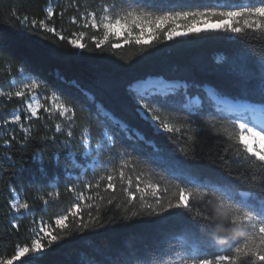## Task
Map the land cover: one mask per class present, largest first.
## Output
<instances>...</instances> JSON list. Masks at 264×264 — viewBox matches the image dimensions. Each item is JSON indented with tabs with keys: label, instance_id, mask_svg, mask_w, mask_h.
Instances as JSON below:
<instances>
[{
	"label": "trees",
	"instance_id": "trees-1",
	"mask_svg": "<svg viewBox=\"0 0 264 264\" xmlns=\"http://www.w3.org/2000/svg\"><path fill=\"white\" fill-rule=\"evenodd\" d=\"M53 1L69 2L72 8L62 16V7L56 8L53 18L47 21V7ZM157 2L166 6L167 10H187L244 5L248 0ZM100 3L101 0H0V70L6 71L0 74V84H5V80L11 76H18L20 69L31 73L41 80L47 95L55 92L66 105L75 108L77 125L74 138L56 133L55 124L60 116L46 113L44 109H48L49 101L44 100L37 117L27 120L23 114L28 133L16 129L13 136L0 138V259L11 258L19 247L31 245L26 222L19 221L18 231L9 224L10 220L15 219L8 208L11 199L9 188H15L20 198L36 209L38 216L50 222L54 236L58 237L51 244L45 242L42 253L22 259L18 264H131L134 259L135 264H144V254L148 255L152 264H159L162 252L171 253L163 257L165 264L169 259L180 264L181 254L188 245L200 246L202 243L199 235L194 236L190 232L193 228L191 214H171L170 210L161 215H149L141 207L144 201L139 199L140 193L133 202L134 207L128 204L126 193L119 183L121 169L126 177L133 178L134 183L135 176L139 175L151 184H160L161 190L157 195L165 205L170 200L175 201L179 187L197 191L202 203L212 199L214 205L213 189L203 187L205 183L215 185L219 182L228 186L236 194V200L231 202L233 204L248 196L254 199L258 197L259 185L264 183V170L246 157L235 155L237 141L230 124L233 114L218 109L205 89L210 86L219 97L252 102L238 85L244 83L249 71L256 73L258 78L259 62L250 60L247 67L242 68L234 61L237 50L243 47L251 49L253 58L264 52L259 33L255 37L249 36L248 45L234 38L229 39L230 34L227 33H201L196 37H177L175 41L161 42L157 39L152 41L150 47L110 38L101 50L95 47V42L103 39V32L78 27L69 20L77 14V6L96 8ZM25 15L30 19H43L57 30L62 29L69 40L74 31L85 30V49L71 46L68 40H60L38 25L22 26L19 20ZM117 44L119 47H114ZM149 77H164L187 84L186 88L180 87L167 95L155 93L149 98L142 95L144 100L150 101L153 114L159 115L163 123L183 130L196 119L189 116L192 111H202L206 119L212 118L208 113L222 112V115L214 117L222 139L216 138L215 130L211 136L201 132L202 150L198 149L193 154L190 142L186 138L181 139V134L158 131L143 119L132 108L141 95L134 90L129 92L127 85ZM194 96L200 97V104L184 108L188 97ZM98 104L119 119V124H124L126 131L117 133L114 127H109L105 122L108 115L105 117ZM18 106L24 109V102L20 98L13 97L7 101L0 95V113L1 110L9 111ZM85 127L90 130L94 144L99 142L102 130L106 128L121 146V151L126 150L127 154L116 157L113 163H106L112 158L106 146L100 155L101 165L93 172H85V181H82L83 175L75 167V160L84 161L80 137ZM53 136L55 143L52 142ZM129 136L131 141L127 139ZM6 139H11L10 145L3 143ZM66 140L71 144V152L65 147ZM229 141L230 145L227 143ZM133 144L138 146L135 151ZM225 147L230 148L231 158L226 157L222 161L218 154L223 155ZM181 148L188 151V156L181 152ZM157 156L170 157L183 165L187 182L173 179L163 165L149 161V158ZM109 174L117 182L115 196L120 204L118 209L107 204L113 195L111 190L105 191L107 181H100L99 188L96 187L100 176ZM250 177H255V180ZM88 183L93 185L92 189L87 188ZM164 188L168 189L166 193L162 191ZM80 189L86 194L80 210L85 220L88 219V211L95 215L99 206L101 214L108 209L120 213L116 222L99 228L77 230L76 223L69 215L65 222L67 230L60 229L54 219L58 215L68 214L67 209L76 203L75 197ZM143 195L145 201L156 208L152 193L145 191ZM89 204L92 205L91 209L88 208ZM131 211L139 214L131 217ZM156 211L160 209L156 208ZM213 239L216 238L213 236ZM237 240L242 242V238ZM206 250L209 253L227 254V251L220 253L218 248L211 245Z\"/></svg>",
	"mask_w": 264,
	"mask_h": 264
},
{
	"label": "snow or ice",
	"instance_id": "snow-or-ice-1",
	"mask_svg": "<svg viewBox=\"0 0 264 264\" xmlns=\"http://www.w3.org/2000/svg\"><path fill=\"white\" fill-rule=\"evenodd\" d=\"M79 10V6H77L78 13ZM53 15L52 8H48L47 16L51 18ZM62 15L63 13H61ZM80 18L85 21V27L90 26L92 29L103 32V39L95 42V47L101 50L102 45L108 41L109 36L122 38L126 44L134 41L138 45L150 47L153 40L158 39L161 42L175 41L177 37H196L201 33H227L230 34L229 39L234 38L242 44L248 45L249 36L255 37L259 33V40L264 43V0H248V3L244 5L194 7L187 10H175V8L167 10L166 6L159 4L157 0H101L98 10L94 8L89 11L88 8H85ZM72 19L75 22L76 17ZM19 23L22 26L35 27L38 25L41 29L54 34L58 39L68 40L71 46L78 49H85L86 47L84 43L80 42V39L73 38L69 40L68 37L57 31L56 27H49L43 19H30L29 16L25 15L19 20ZM180 29H183V31ZM79 36L82 38L84 33L81 32ZM114 47H119V45H114ZM250 60L253 63L259 62L258 78L256 73L249 71L246 73L244 83L238 86L241 87L245 96L252 100V103H231L224 100L225 108L222 112L226 111L233 114L230 124L232 129L235 130L234 138L237 141L238 150L235 155L246 157L249 161L254 162L258 168L264 170V52L253 58L250 48L243 47L237 50L235 63L240 64L242 68H246ZM141 83L143 82L137 81L127 85L128 91L131 92ZM37 87L36 80H32L31 83L24 84L20 90L14 93L15 97L20 98L21 101L28 98L36 101L35 104L28 103L26 105L27 109L30 110L25 117L27 120L37 117L38 110L42 107L39 100L36 99L34 90ZM171 90L169 87L157 89L162 95H167L168 91ZM26 92L30 93L31 96H26ZM0 95L4 94L0 93ZM52 99L53 101L58 99L55 93H53ZM193 103L199 105V98L194 101L189 98L188 103L183 107L188 108ZM54 107L69 122L66 128H62L60 123L55 124V132L58 134L63 133L70 139L74 138V130L77 127L75 108L67 107L62 103H55ZM132 108L158 131L162 129L167 134H181V139L186 138L190 142V151L193 154L198 149L202 150L200 144L201 132H206L211 136L213 130H215L217 133L216 138L222 139L219 135V128L214 123V117L222 115V112L208 113L207 115L212 118L206 119L202 111H192L189 116H195L196 119L190 121L187 128L182 130L181 127L163 123L159 115L153 114V109L148 103L144 102L142 95L136 100ZM44 111L49 115L51 114L47 108ZM257 114H259L258 118ZM104 115L107 117V113H104ZM224 118L228 119V117ZM105 122L108 123L109 127H114V131L117 133L121 130L126 131L123 125L119 124V121H112L110 117H107ZM2 123L4 125L9 123L19 125L25 133H28V128L22 122L20 114L13 113L10 120L4 119ZM88 136L89 129L85 127L80 137L82 151L85 155H91L93 151L99 153L104 145L99 143L93 145ZM127 139L131 141L132 138L129 136ZM52 142H56L55 136L52 137ZM3 143L10 145L11 139H6ZM227 143L230 145V141ZM106 145L112 156L106 163H113L116 157L127 154L126 150L121 151V146L118 145L114 136H106ZM65 147L71 152V144L68 140L65 141ZM132 147L134 151L138 148L135 144ZM229 151L230 148L225 147L224 154H218L219 159L223 161L226 157L231 158ZM181 152L185 156L189 154L183 148H181ZM149 161L163 165L164 170L173 179L185 181V167L170 157H151ZM250 179L255 180V177H250ZM104 180L107 181L105 191L111 190L113 193L112 199H109L107 204L114 205L117 209L120 208L115 196L117 182L114 180L113 175L100 176L96 187L99 188L100 181ZM119 183L122 191L126 193V202L133 205V207V202L137 200V194L140 193L139 199L144 201L141 207L149 215H161L162 213H169L170 210H172L171 214H191L193 228L190 232L194 236L199 235L202 238V243L200 246L188 245L181 254L180 264H264V183L259 185L258 197L254 199L252 196H248L247 199L239 200L235 204L231 202L236 200V194L228 186L219 182L215 185L211 182L205 183L202 185L203 187L213 189L211 195L216 202L215 207L212 199L202 203L197 191L185 187H179L175 201L170 200L165 205L157 195V192L161 190L160 184L146 183L145 187L142 188L139 175L135 176L134 183L133 178L131 176L126 177L122 169L119 171ZM92 187L91 183L87 184L88 189H92ZM252 187L255 188L256 186L252 185ZM146 190L151 191L152 196L155 198L156 208L160 209L159 212L156 211L152 203L145 201L143 193ZM162 191L166 193L168 189L164 188ZM9 192L11 193V199L8 208L15 218L10 220L9 224L18 231L20 228L19 221L23 219L24 215L33 211V208L28 202H21L20 194L15 188H9ZM217 192H219V195H217ZM83 200L84 195L81 193L78 202L67 209V215L56 217L55 224L60 229L67 230L68 226L65 221L68 220L69 215L76 223L77 230L103 227L106 224L116 222L117 216L120 215V213H113L112 209H108L104 214H101L99 206H97L95 215L88 211V219L85 220L84 216L80 215L81 203L79 201ZM114 201H116L115 204ZM88 208L91 209L92 205L89 204ZM216 208L225 210L228 213L227 219L219 217ZM125 211H128V209H125ZM138 214L136 211L130 213L131 217H136ZM220 226L229 230L239 229L240 234L229 235L227 239L222 241L221 237H224L226 233L218 231ZM44 235L50 236L49 244L58 239L57 236L51 235L47 231L44 232ZM213 236L216 239H213ZM237 238H242V242ZM31 244V248L19 247L11 258L0 259V264H13L17 257L25 253L34 255L42 252L44 245L40 243L39 239L32 240ZM232 244H235V246L232 247ZM209 245L218 248L220 253L227 251V254L209 253L206 250ZM222 245L226 247H221ZM165 255L170 256L171 253L162 252L159 264H165L163 260ZM131 264H135V259ZM144 264H152L147 254H144ZM166 264H175V262L169 259Z\"/></svg>",
	"mask_w": 264,
	"mask_h": 264
},
{
	"label": "rangeland",
	"instance_id": "rangeland-1",
	"mask_svg": "<svg viewBox=\"0 0 264 264\" xmlns=\"http://www.w3.org/2000/svg\"><path fill=\"white\" fill-rule=\"evenodd\" d=\"M59 7H62L61 12H60V15H61V13H63V14L67 13V11L72 8V5L69 2H66L65 3V2L53 1L47 7V9L48 8H52L53 12L55 13V9L56 8H59ZM98 7L99 6H97L95 9L98 10ZM85 8H88L89 11H91V10L94 9L93 7H89L88 5H83L81 8L79 7L80 10H79V13H78L77 12V8H76L77 14L72 15L69 18V20H70V23H74L78 27L80 26L82 28H88V29H90L91 28L90 26H88V27H85L84 26L85 21L80 18L81 17V14L84 12ZM73 17H76L75 22H73V19H72ZM52 18H53V16L51 18L48 17L47 18V21L48 20H51ZM49 27H54V26H50L49 25ZM93 30H95V29H93ZM180 30L183 31V29H180ZM57 31H60L62 34H65V31H62V29H58ZM95 31H98V30H95ZM81 32L84 33V36L82 38L79 36V34ZM85 34H86V31L85 30H83V31H74L73 32V35L70 37V39L77 38V39H80V42L81 43H84L83 42V39L85 37ZM110 38H115V37L109 36L108 39H110ZM115 39H118V38H115ZM119 39H122V38H119ZM1 72L3 74L6 73V71L3 70V69L0 70V74H1ZM5 77H6V75H5ZM3 79H4V76H2V80ZM161 79L162 78H155L154 80L161 81ZM32 80H36L37 85H38L37 89L34 90L36 92V99L39 100V102H40V104H41L42 107L44 105V100H48L49 101L48 102V109L50 110V113L53 116H60V120L58 121V123L61 124V127L62 128H66V125H68L69 122L67 121V119H66L65 116H62V115L59 114V110L54 107V104L55 103H62V104H64L67 107H70V106L66 105L65 102L62 100V98L57 93H55V92H51L50 95H47L45 93V90L43 89V86H42L43 83L41 82V80L39 78H37L36 76L32 75L31 73L24 71L23 69H20L19 70L18 76H11L8 80H5V82H6L5 84H0V93L4 94V95H1V96H4L6 98V100L9 101L13 97H15L14 93L17 90H20L23 87L24 84L31 83ZM167 82H169V81H167ZM186 86H187L186 85V82H182V81L179 82L178 81L177 83H174L172 87H170L172 90L171 91H168V93L169 92H172V91H174V90H176V89H178L180 87L186 88ZM147 89L145 91H139L137 89H133V90L135 92H137V94L143 95L146 98L148 96L152 95L153 93H160L159 91H157V89H158L157 87H152V88L151 87H147ZM53 93H55L56 97L58 98L56 101H53V99H52ZM26 96L30 97L31 94L26 92ZM216 96H217V94H216ZM194 97H197V96H194ZM194 97H188V99L191 98L194 101L196 99ZM15 98H17V97H15ZM23 102H24V109L22 108V106H18V107L11 108L9 111L1 110V113H0V126H1L0 138H4L6 136H13L14 135V131L16 129H18L20 132H24L19 127V125L12 124V123H9L8 125H4L2 123V121L4 119H9L10 120V116L13 113L20 114L21 117H22V122L24 123L25 127L28 128L26 121L23 120V114L26 115L30 111V110L27 109L26 105L28 103L35 104L36 101L33 100V99L28 98V99L23 100ZM144 102L149 104L150 101L148 99H146V100H144ZM193 104H195V103H193ZM3 106H4V104H3ZM39 110H38V112H39ZM37 115H38V113H37ZM28 131H29V128H28ZM159 131H163V130L161 129ZM101 134L102 135H101L100 140L98 142L99 144H103L104 145V147L101 149V151L99 153L93 151L91 153V155H85L84 152H83V155H82L83 156L82 158L84 159L83 163L79 162L78 160H75V167L78 168V169H80L81 170V173L83 175L81 177V180L82 181H85V178H84L85 177L84 176V173L85 172H93L98 166L101 165V157H100V155L102 153V150L107 146L106 145V136H112L108 132V130L106 128H104L102 130V133ZM88 138L91 141V133H90V130H89V136H88ZM91 143L93 145H95L92 141H91ZM146 183H149V182L147 180H144V179L141 178V187L142 188L145 187V184ZM146 191H150V190H146ZM81 193H83V195H84V200L83 201H79V202L80 203H82V202L84 203L86 194L84 192H82L81 189L76 194V197H75L76 198V203L78 202V197L80 196ZM19 198H20V196H19ZM20 200H21V202H24L22 198H20ZM32 208H33V211L29 212L27 215H24V217L22 219L28 225V229H27L28 230V234H27V237L30 239V241L35 240V239H39L40 240V243L43 244L44 245V248H45V242H47V241L50 240V236H45L44 235V232L47 231V232H50L51 235H54L53 234V226L44 217L38 216L37 213H36V209L34 207H32ZM62 215H65V214H62ZM56 217H55V219H56ZM42 229H43V231H42ZM25 246L31 248L32 247V244L31 245H23L21 247H25ZM44 248H43L42 252L44 251ZM42 252H40V253H42ZM40 253H35L34 255H37V254H40ZM30 256H33V254H31V253H25L22 256L17 257L13 261V264H18L22 259H25V258L30 257Z\"/></svg>",
	"mask_w": 264,
	"mask_h": 264
},
{
	"label": "bare ground",
	"instance_id": "bare-ground-1",
	"mask_svg": "<svg viewBox=\"0 0 264 264\" xmlns=\"http://www.w3.org/2000/svg\"><path fill=\"white\" fill-rule=\"evenodd\" d=\"M161 78V77H160ZM155 77H152V78H147V80H140L141 84H139L135 89L139 90V91H145L147 89V87H157V88H165V87H172L174 83H177V82H174V81H171V82H167L169 80H164V79H161V81H157V80H154ZM148 90V89H147ZM207 90H208V93L212 96V97H215V99L218 101L219 104H223V101L224 100H227L225 98H219L216 96V93L214 91V89L210 86H207ZM103 110V108H102ZM259 117V114H257V118Z\"/></svg>",
	"mask_w": 264,
	"mask_h": 264
},
{
	"label": "water",
	"instance_id": "water-1",
	"mask_svg": "<svg viewBox=\"0 0 264 264\" xmlns=\"http://www.w3.org/2000/svg\"><path fill=\"white\" fill-rule=\"evenodd\" d=\"M149 78H151V77H149ZM155 78H160V77H155ZM161 78L164 79L165 81L167 80V79H165L164 77H161ZM172 81H174V82H178V80H172ZM179 82H180V81H179ZM186 85H187V84H186ZM205 89H206V91H207V93H208L207 87H206ZM208 95L210 96L209 93H208ZM217 97H219V96L217 95ZM194 98H199V101H201V99H200L199 96L194 97ZM219 98H225V99H227L228 101H230L231 103H238V102L252 103V102L247 101V100H233V99H230V98L225 97V96H221V97H219ZM214 101L218 103V101H217L216 99H214ZM98 106H99V108H101V110H102V108H103L102 112H103V113H107L108 117H110L113 121H119V119H117L113 114H111V113H110L106 108H104L101 104H98ZM122 125L125 126L124 124H122Z\"/></svg>",
	"mask_w": 264,
	"mask_h": 264
},
{
	"label": "clouds",
	"instance_id": "clouds-1",
	"mask_svg": "<svg viewBox=\"0 0 264 264\" xmlns=\"http://www.w3.org/2000/svg\"><path fill=\"white\" fill-rule=\"evenodd\" d=\"M215 207V205H213ZM216 212H217V215L223 219H227V216H228V213L223 210V209H219V208H216ZM218 231H221V232H224L226 233V235L224 237H221V240H225L227 239V236L229 235H236V234H240V230L239 229H227V228H224L223 226H220L218 228Z\"/></svg>",
	"mask_w": 264,
	"mask_h": 264
}]
</instances>
